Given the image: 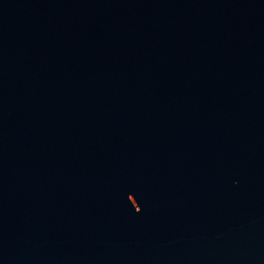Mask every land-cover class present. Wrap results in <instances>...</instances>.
Here are the masks:
<instances>
[{
  "label": "water",
  "instance_id": "obj_1",
  "mask_svg": "<svg viewBox=\"0 0 264 264\" xmlns=\"http://www.w3.org/2000/svg\"><path fill=\"white\" fill-rule=\"evenodd\" d=\"M0 264H264V0H0Z\"/></svg>",
  "mask_w": 264,
  "mask_h": 264
}]
</instances>
